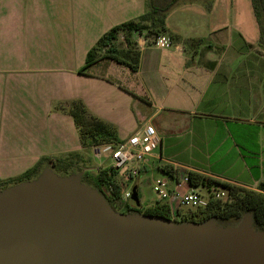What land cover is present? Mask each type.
Listing matches in <instances>:
<instances>
[{
    "label": "crops",
    "instance_id": "1",
    "mask_svg": "<svg viewBox=\"0 0 264 264\" xmlns=\"http://www.w3.org/2000/svg\"><path fill=\"white\" fill-rule=\"evenodd\" d=\"M146 1L0 0L1 180L20 175L44 156L79 153L86 160L92 151L100 164L112 160L113 143L82 145L69 112L73 101L82 100L121 139L145 126L142 119L156 120L160 151L142 172L158 162L244 188L258 189L264 182L259 24L261 36L235 46L229 37L193 35L205 39L195 56L183 42L187 35L169 31L180 39L162 48L134 33L141 51L138 71L109 58L79 71L101 35L138 17L133 14Z\"/></svg>",
    "mask_w": 264,
    "mask_h": 264
},
{
    "label": "water",
    "instance_id": "2",
    "mask_svg": "<svg viewBox=\"0 0 264 264\" xmlns=\"http://www.w3.org/2000/svg\"><path fill=\"white\" fill-rule=\"evenodd\" d=\"M48 170L18 185L34 183ZM28 186L26 193L0 201V264L264 263V231L253 229L248 215L240 226L179 224L118 213L80 176ZM130 201L141 206L136 187Z\"/></svg>",
    "mask_w": 264,
    "mask_h": 264
},
{
    "label": "trees",
    "instance_id": "3",
    "mask_svg": "<svg viewBox=\"0 0 264 264\" xmlns=\"http://www.w3.org/2000/svg\"><path fill=\"white\" fill-rule=\"evenodd\" d=\"M148 10L142 15L117 24L101 35L96 44L88 51L85 64L79 69L84 72L90 65L100 58H109L138 71L140 67L141 51L134 38L139 33L154 41L158 36L170 35L171 40L180 39L178 35L171 34L167 26L168 10L177 0H147ZM253 9L264 37V0H252ZM126 32V45L118 46L117 40L120 32ZM205 41L203 38H187L183 42L186 46L193 45L194 52ZM78 127L81 143L84 147H98L104 143L117 144L123 139L119 138L113 126L99 117L89 113L82 100H75L69 106ZM86 161L79 153H71L66 157L44 156L32 167L18 176L7 180H0V189L18 185L23 182L38 179L45 170L49 169L61 177L76 175L77 163ZM80 181L82 184L98 191L110 205L121 214H144L156 216L179 224H203L208 221L221 226H232L233 220H241L250 216L252 227L264 231V182L258 189L244 188L236 184L218 180L205 174L188 171L192 186H216L227 190L226 198L216 199L210 197L206 205L195 208H179L172 212L167 202L156 200L155 203L145 207H137L129 200L123 199V190L128 186V180L118 177L119 170L112 166L99 168L97 172L88 166L80 168ZM167 176L175 177L177 169L171 164H162L158 167ZM140 197V195H139Z\"/></svg>",
    "mask_w": 264,
    "mask_h": 264
},
{
    "label": "rangeland",
    "instance_id": "4",
    "mask_svg": "<svg viewBox=\"0 0 264 264\" xmlns=\"http://www.w3.org/2000/svg\"><path fill=\"white\" fill-rule=\"evenodd\" d=\"M139 6H138L139 10H137L140 11L137 12L139 14H133V15L140 16L143 13H145L148 10V1H146L145 6L144 5H139ZM126 14H125L126 18L132 17ZM167 26L169 31L173 30L182 35H187L188 38L196 34H202L207 38H214L215 40L227 39L229 37L230 40H232V44L234 46L236 45V43L241 42L243 40L254 42L259 36H261L258 27L257 17L253 9L252 0H177L168 10ZM220 28L223 29L222 31L223 33L221 32V30H219ZM126 32L127 31L123 30L122 32H120L118 36L117 45L120 47L126 45V39H125ZM145 39H147L148 42L152 41L148 37H145ZM262 39H263V44L260 45L261 46L260 48L264 49V47H262L264 46L263 36ZM221 41H225V40H221ZM189 48L192 52V55L195 56L196 54V52H194L195 47L193 45L191 46L189 45ZM128 79H131L130 81H132V77ZM133 81L135 82V84L140 83V81L134 77H133ZM141 122L144 123V125L149 123L156 125L157 123L155 119L153 121L150 120L149 122L148 118L142 119ZM161 134L165 135L166 132L165 133L161 132ZM159 151L160 149H158L156 153H158ZM88 155L91 157V159H87L89 158V156H87L86 161H81L79 165L77 163V169H75L76 170L75 176L81 175V171L79 167L84 168L85 166H88L90 170L97 172L99 168L106 167L107 164L112 162L111 159H107L103 164H100V162L94 158V152L89 151ZM163 155L165 156L164 152ZM154 164H155V169L146 173V172H142L143 171L142 168L139 175L135 178H129L127 169L126 170L124 169L119 173L120 174L119 178L121 180L129 181L128 186L124 190H131V188L133 189L134 187H136L140 195L141 206L143 207L155 203V201L158 199V194L153 189V182L157 178H163V179L168 178L164 172L158 169V162L157 163L155 162ZM159 164L162 165L165 163H159ZM31 165H29V167ZM178 171H182V170L179 169ZM52 172L51 170L46 171L44 176L40 180L34 183H26L18 186L15 185L10 186L7 187L8 189L5 188L7 190L0 189V200H2L1 198H3V193H5L6 191L21 189L22 186L25 185H32L33 187H36L42 185L44 182H46L51 178L54 179L68 178L66 176L61 177L56 173L53 174ZM17 173L19 172H14L13 177H15ZM2 179L7 180L4 178ZM231 223L232 226H240L243 223V219L233 220ZM214 225H218V224L215 223Z\"/></svg>",
    "mask_w": 264,
    "mask_h": 264
},
{
    "label": "built area",
    "instance_id": "5",
    "mask_svg": "<svg viewBox=\"0 0 264 264\" xmlns=\"http://www.w3.org/2000/svg\"><path fill=\"white\" fill-rule=\"evenodd\" d=\"M173 41L167 35L158 36L153 44L167 48ZM161 144V137L156 127L149 123L130 137L110 146L112 167L119 171L128 170L129 178H135L153 157ZM153 189L158 194L159 201L167 202L172 212L179 208H195L206 205L210 197L226 198L227 190L216 186H192L187 172L177 170L175 177L157 178L153 182ZM131 190H123V199L129 200Z\"/></svg>",
    "mask_w": 264,
    "mask_h": 264
},
{
    "label": "bare ground",
    "instance_id": "6",
    "mask_svg": "<svg viewBox=\"0 0 264 264\" xmlns=\"http://www.w3.org/2000/svg\"><path fill=\"white\" fill-rule=\"evenodd\" d=\"M30 186L25 185L22 186L21 189H17V190H12V191H6L5 193H3V198H1L2 200H6L9 199L12 196H16L19 194H23L26 193L27 191H29ZM86 193L88 194L89 197H91L95 202L101 204V205H105V203L103 202V200L100 198V196L96 195L95 193H92L88 190H86ZM0 200V201H2Z\"/></svg>",
    "mask_w": 264,
    "mask_h": 264
}]
</instances>
